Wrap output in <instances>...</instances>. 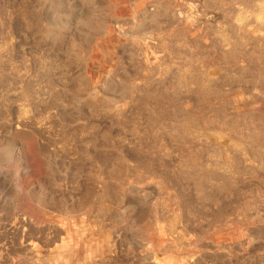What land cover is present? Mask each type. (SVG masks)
<instances>
[{
	"label": "rangeland",
	"instance_id": "374dc122",
	"mask_svg": "<svg viewBox=\"0 0 264 264\" xmlns=\"http://www.w3.org/2000/svg\"><path fill=\"white\" fill-rule=\"evenodd\" d=\"M263 14L0 0V264H264Z\"/></svg>",
	"mask_w": 264,
	"mask_h": 264
},
{
	"label": "bare ground",
	"instance_id": "6f19581e",
	"mask_svg": "<svg viewBox=\"0 0 264 264\" xmlns=\"http://www.w3.org/2000/svg\"><path fill=\"white\" fill-rule=\"evenodd\" d=\"M264 15V14H263ZM115 173V172H114ZM118 173V172H117ZM121 173V172H120ZM116 174V173H115ZM117 176V175H116Z\"/></svg>",
	"mask_w": 264,
	"mask_h": 264
}]
</instances>
